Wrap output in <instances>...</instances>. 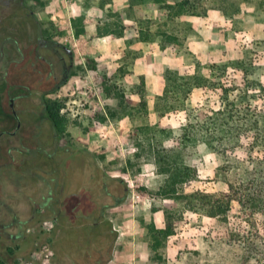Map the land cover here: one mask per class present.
Instances as JSON below:
<instances>
[{
    "label": "rangeland",
    "instance_id": "rangeland-1",
    "mask_svg": "<svg viewBox=\"0 0 264 264\" xmlns=\"http://www.w3.org/2000/svg\"><path fill=\"white\" fill-rule=\"evenodd\" d=\"M27 3L40 22L44 36L66 45L74 56L73 76L49 100L61 101L64 105L61 125L65 133L60 136L63 145L79 149L82 156L81 161H76L74 157L61 155L57 158L58 164L76 161V165L86 166L88 173H96L98 180L107 179L111 188L117 185L116 179L123 182L124 201L108 209L102 217L104 229L113 228V234L108 236L114 239L108 264H152L145 226L154 222L157 228H164L165 222L162 211L152 213L151 209L176 207L172 200L157 195L163 177L155 167L154 147L161 149L160 145L169 152L177 148L183 125L203 120L210 110L220 106L219 92L195 89L184 111L161 117L154 112V103L164 89L165 72L181 69L199 77L208 78L212 74L217 79L226 68L223 83L228 86L242 89L246 77L264 85V0H130L131 8L126 15L136 23L130 28L129 48L124 53L107 51L111 41L100 38L99 34L79 39L72 25L74 18L100 6L103 12L100 17L96 16V24L101 33L121 32L115 0H27ZM168 4L173 8L167 10ZM189 12L202 16L190 17L186 15ZM136 32L140 36H135ZM139 40L145 44H139ZM141 76L146 77L150 125L173 132V137L163 145L152 143V146L143 141L137 132L142 124L127 117L129 111L125 107H134L139 102L137 91ZM252 93L255 98L251 104L262 107L264 91ZM2 103L8 106V102ZM30 108L35 110L34 102H29ZM32 114L37 113H29V119ZM5 115L0 113V120ZM9 121L1 124L10 128ZM41 129L39 140L47 145L46 149H52L50 128L43 125ZM5 140L6 137L2 138ZM138 143L142 145L140 150ZM132 149L141 158L137 160L135 153L130 156L136 166L124 172ZM181 152L185 163L196 168L200 175L199 181L185 187L187 193L196 189L209 193L225 190L223 185L211 181L220 164L216 154L203 145ZM43 174L41 169L35 179L29 177V245H22L20 252L29 250L31 259L28 263L15 261L14 264H43L40 221L32 219V203L40 202L46 191L41 180ZM11 178L15 180V176ZM56 183L52 182L51 186L55 187ZM8 184L7 192L12 191ZM95 187L98 190L99 186ZM21 200L22 204L19 201L13 204L19 212L24 209L25 199ZM256 223L264 231V221L260 218ZM242 226L249 227L246 223ZM223 235L214 220L186 213L176 235L168 239L164 250L167 264H239L236 254L222 244ZM4 249L5 246H0V251Z\"/></svg>",
    "mask_w": 264,
    "mask_h": 264
},
{
    "label": "flooded vegetation",
    "instance_id": "flooded-vegetation-1",
    "mask_svg": "<svg viewBox=\"0 0 264 264\" xmlns=\"http://www.w3.org/2000/svg\"><path fill=\"white\" fill-rule=\"evenodd\" d=\"M39 24L27 0H0V113H6L0 120V246H5L0 264L31 259L29 250L20 252V247L29 245V172L35 179L41 169L46 191L40 202L32 203V219L40 221L43 264H108L113 228L105 230L102 217L118 206L125 189L117 182L111 188L107 179L98 180L86 166L76 165L82 152L64 146L50 123L39 120L41 101L63 87L75 66L71 50L44 36ZM30 101L35 110L29 109ZM29 113L37 114L29 119ZM8 119L10 128H5L1 122ZM43 125L51 130L52 149L39 140ZM35 151L36 156H29ZM61 155L76 161L61 167ZM23 198L19 212L13 204H22Z\"/></svg>",
    "mask_w": 264,
    "mask_h": 264
},
{
    "label": "trees",
    "instance_id": "trees-1",
    "mask_svg": "<svg viewBox=\"0 0 264 264\" xmlns=\"http://www.w3.org/2000/svg\"><path fill=\"white\" fill-rule=\"evenodd\" d=\"M165 8L168 10L173 7L168 4ZM186 15L202 16L192 12ZM83 22V16L72 21L77 37L85 35ZM38 28L43 33L41 24ZM98 34L102 36L105 33H101L99 28ZM222 71L216 79L212 74L206 78L181 69H168L164 75V90L155 99L154 112L161 117L184 111L188 97L195 89L219 92L220 106L210 110L203 120L183 125L177 148L169 152L160 145L161 149L154 147L155 167L158 175L163 177L157 195L161 199L172 200L176 207L169 209L153 206L151 209L152 213L162 211L165 222L164 228H157L154 222L145 226L152 264H167L164 250L168 239L176 235L188 212L210 218L219 225L224 232L222 244L229 252L236 254L239 264H264V231L256 223L260 218L264 221V104L262 107L252 105L255 96L250 95L251 92L256 94L264 91V85L246 77L242 89L228 86L223 83L227 70L224 68ZM140 81L141 87L137 91L139 102L134 107H125L129 111L127 117L132 122L139 121L142 124L137 132L143 137V141L151 145H163L173 137V132L150 125L144 76L140 77ZM234 93L237 95L232 97ZM41 107L44 113H40L39 120L49 122L55 139H58L65 133L61 125L64 105L61 101L43 100ZM111 116L115 118L113 114ZM199 145L219 157L220 164L211 181L223 185L224 191H185L188 184L199 181L200 175L196 168L185 163L181 150ZM137 146L140 150L142 145L138 143ZM36 152L38 153L35 151L29 156H36ZM135 158L139 160L141 155L136 153ZM135 166L136 163L129 160L123 170L126 172ZM115 181L123 184L119 179ZM42 182L44 183L43 180ZM123 201L124 197L117 205ZM244 223L249 225L248 229H243Z\"/></svg>",
    "mask_w": 264,
    "mask_h": 264
},
{
    "label": "crops",
    "instance_id": "crops-1",
    "mask_svg": "<svg viewBox=\"0 0 264 264\" xmlns=\"http://www.w3.org/2000/svg\"><path fill=\"white\" fill-rule=\"evenodd\" d=\"M115 8H116V10H118V12H119L118 16L121 19V27H120L121 32L115 33L114 31H110L108 33H105L102 36L99 35V37L110 39L111 45L109 47H107V49H106L107 51L110 52V51H113V49H114L115 52L124 53V52H127L128 48H129V43L127 40H128L130 28H133L136 21L133 18L128 17L126 15V13L131 8L130 0H115ZM134 8H137V5ZM97 9L98 10H86V12L83 13V18H84L83 25L85 28V35L78 37L79 39L91 38V37H94L96 34H98L99 27L96 24V19H97L96 16L100 17V13L103 12V9L100 6ZM209 15H210V13H209ZM190 17H194V16H190ZM205 18L207 19L208 16ZM151 19H155V18L153 17ZM139 34H141V33L136 32L135 36L138 37V36H140ZM117 43L120 44V45H118V47H117ZM139 44H145V41L139 40ZM144 78L146 81L145 76H144ZM163 90H162V92H163ZM162 92L159 95H161ZM139 124H141V123H139ZM132 150H133L132 153L129 154L130 160H131V157L133 156V154L135 153V149H132ZM135 154H134V156H135Z\"/></svg>",
    "mask_w": 264,
    "mask_h": 264
}]
</instances>
